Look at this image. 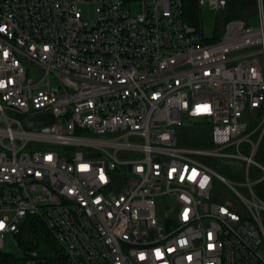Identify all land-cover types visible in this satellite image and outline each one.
Returning <instances> with one entry per match:
<instances>
[{
	"label": "built area",
	"instance_id": "obj_1",
	"mask_svg": "<svg viewBox=\"0 0 264 264\" xmlns=\"http://www.w3.org/2000/svg\"><path fill=\"white\" fill-rule=\"evenodd\" d=\"M184 1L0 0V248L26 218L54 244L0 264H264V0L214 41ZM184 118L211 146L177 142Z\"/></svg>",
	"mask_w": 264,
	"mask_h": 264
},
{
	"label": "rangeland",
	"instance_id": "obj_2",
	"mask_svg": "<svg viewBox=\"0 0 264 264\" xmlns=\"http://www.w3.org/2000/svg\"><path fill=\"white\" fill-rule=\"evenodd\" d=\"M91 8H89L87 16L83 15L84 18H89L91 16ZM224 16V12L221 11L219 13H213L209 11L207 8L202 7L199 10V28L202 36L204 38H212L215 30L219 28L222 23V17ZM249 25L257 24V18L255 15H251L247 22ZM197 121L191 120L188 122L186 119L182 120V123L179 127H177V135L180 138L182 143L189 141L191 139H200L204 137V132L208 131V128L204 125L196 124ZM210 165L224 177L230 180H241L243 171L242 166L239 162L227 159H211ZM251 173V172H250ZM221 189V188H219ZM42 249H45V253L51 251L53 247V242L50 237L45 235L42 236L41 240ZM27 250L26 246L21 247L19 242L10 234H4L2 238V246L0 248V252L7 253L13 257H20Z\"/></svg>",
	"mask_w": 264,
	"mask_h": 264
},
{
	"label": "trees",
	"instance_id": "obj_3",
	"mask_svg": "<svg viewBox=\"0 0 264 264\" xmlns=\"http://www.w3.org/2000/svg\"><path fill=\"white\" fill-rule=\"evenodd\" d=\"M125 1H133V0H125ZM224 12V16L222 17V22L226 21L229 18H232V16L228 13ZM182 18L183 20L189 24L194 26L196 29L199 28V9L196 6V3L194 0H185L183 2V10H182ZM220 36V30L219 28L215 30V33L213 34L212 38H204L206 41H214L217 40ZM196 124L204 125L208 128V125L206 122L198 120ZM177 142L181 145L190 146V147H209L211 146V141L208 137V131L204 132V137L200 139H191L189 141H186L182 143L183 140L178 138V135L176 134ZM264 149V142L261 145ZM262 147L259 149V152L255 155V158L258 159L261 162H264V152L262 151ZM256 193L264 200V180L260 182L255 187ZM264 220V216H263ZM45 235L49 237L44 227L39 223L37 220H34L33 218H26V222L20 226V230L18 234L14 236V238L19 242L21 247L27 248V250H35L37 253V257L41 259H48V256L45 253V249H42L41 240L42 236ZM54 249V244L51 250Z\"/></svg>",
	"mask_w": 264,
	"mask_h": 264
},
{
	"label": "water",
	"instance_id": "obj_4",
	"mask_svg": "<svg viewBox=\"0 0 264 264\" xmlns=\"http://www.w3.org/2000/svg\"><path fill=\"white\" fill-rule=\"evenodd\" d=\"M252 4V0H227L225 6V12L230 14L232 17H240L246 20L250 15H253V10L249 9ZM188 122L191 120L198 121L191 118H184ZM52 117L49 114H42L32 118H25L24 123L26 126L40 125L47 122H51Z\"/></svg>",
	"mask_w": 264,
	"mask_h": 264
},
{
	"label": "snow or ice",
	"instance_id": "obj_5",
	"mask_svg": "<svg viewBox=\"0 0 264 264\" xmlns=\"http://www.w3.org/2000/svg\"><path fill=\"white\" fill-rule=\"evenodd\" d=\"M204 110H207V106H205ZM0 227H2V225H0Z\"/></svg>",
	"mask_w": 264,
	"mask_h": 264
},
{
	"label": "flooded vegetation",
	"instance_id": "obj_6",
	"mask_svg": "<svg viewBox=\"0 0 264 264\" xmlns=\"http://www.w3.org/2000/svg\"><path fill=\"white\" fill-rule=\"evenodd\" d=\"M249 9H252V4L249 6Z\"/></svg>",
	"mask_w": 264,
	"mask_h": 264
},
{
	"label": "crops",
	"instance_id": "obj_7",
	"mask_svg": "<svg viewBox=\"0 0 264 264\" xmlns=\"http://www.w3.org/2000/svg\"><path fill=\"white\" fill-rule=\"evenodd\" d=\"M251 10H252V9H251ZM253 15H254V14H253ZM250 16H251V15H250ZM250 16H249V17H250ZM249 17H248V18H249ZM248 18L246 19V22H247Z\"/></svg>",
	"mask_w": 264,
	"mask_h": 264
}]
</instances>
